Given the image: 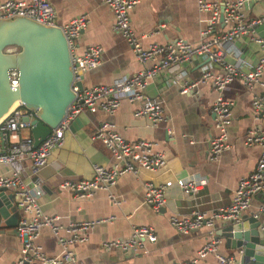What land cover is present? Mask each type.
Returning <instances> with one entry per match:
<instances>
[{"label": "crops", "instance_id": "0c3cea01", "mask_svg": "<svg viewBox=\"0 0 264 264\" xmlns=\"http://www.w3.org/2000/svg\"><path fill=\"white\" fill-rule=\"evenodd\" d=\"M49 1L57 12L59 25L73 16L86 14L87 26L75 42L78 53L89 44L102 46L100 64L83 72V87L108 85L152 67L151 60H138L125 38L113 29V12L103 0ZM244 14L247 21L264 16V0L249 1ZM207 16L208 13H199L196 0H137L130 12L131 25L143 46L153 42L172 43L179 37L198 42L199 31L206 23L201 19ZM223 27V19L219 17L216 29ZM252 35L264 36V18L234 40L235 53L226 54L228 61L243 70L247 68L244 62L252 64L264 54V49L252 39ZM208 66L213 73L221 72L216 62L198 55L182 64L172 65L149 81L146 94L159 99L163 105V119L154 128L148 129L141 119L135 117L139 104L126 99L113 114L84 111L71 123L62 147L53 150L41 169L42 193L38 198L41 209L47 215H58L64 227L69 223L111 215L115 220L91 227L87 240L73 245L74 259L64 264H180L194 257L211 238L219 241L218 254H233L241 263L239 250L217 236L227 220L215 219L210 227L204 225L188 234L176 231L169 223L172 207L182 216L198 210L209 218L220 207L229 205L238 179L254 168L260 152L258 145L246 146L243 141L251 126H264V112L255 117L251 107L253 97L264 93V74L261 84L252 88L235 80L224 89L223 97L231 102L232 107L228 147L218 159H209L208 141L216 133L210 111L216 96L213 84L200 83L188 93H181V88L199 79ZM101 121L114 122L118 132L127 140L155 142L157 150L166 158V165L162 168L142 170L138 176L125 173L118 177L109 190L119 200L118 205L111 203L108 193L103 190L83 198L60 186L64 181L91 179L93 164L112 166L109 150L101 141L91 139L93 130ZM9 170V167H3L2 173ZM185 175L205 179L206 183L197 189L194 199L173 196L172 191V199L158 210L143 202V181L152 179L155 183H162ZM6 193L11 195L9 191ZM262 207L264 192L253 197L251 207L240 215L239 220L258 218L264 230ZM16 213L19 219L21 213ZM2 222L0 218V264H11L19 257L17 234L14 227L2 226ZM142 225L152 226L157 235L155 242H146L144 252L136 249L129 254L119 248L104 247L106 241L129 238L133 227ZM59 235L67 236L64 230ZM37 242L47 255L61 252L56 237L47 227L42 229ZM200 264L220 263L214 254L209 253Z\"/></svg>", "mask_w": 264, "mask_h": 264}, {"label": "built area", "instance_id": "2783aa9c", "mask_svg": "<svg viewBox=\"0 0 264 264\" xmlns=\"http://www.w3.org/2000/svg\"><path fill=\"white\" fill-rule=\"evenodd\" d=\"M112 10L113 29L120 33L138 60H151L152 67L137 71L130 76L113 81L108 85L79 87L83 72L96 68L102 57L100 44H89L81 53L76 51V39L87 26L86 14L71 17L61 28L66 36L73 68L71 88L75 97L66 110L61 122L51 130L50 134L37 146L33 144L30 120L34 117L20 104L9 110L0 119V188L9 191L13 203L21 213L16 225L19 257L11 264H64L74 259L71 251L76 243L85 242L91 227L101 223L112 222L115 216H107L94 220L69 223L66 227L60 224L58 215L45 214L38 202L42 193L41 169L56 148L62 147L65 132L76 117L88 111L95 113L103 111L113 114L119 108L121 101L126 99L138 103L135 117L141 119L148 129L156 127L163 119V105L159 99L146 94L149 81L160 72L172 65L182 64L195 56L205 55L220 66V73H213L206 67L199 79L185 84L181 93H188L200 83L213 84L216 96L211 103L213 128L215 134L209 139V159H218L220 153L228 147V128L232 123L231 102L223 97V91L231 82L238 80L247 88L261 84L264 74V54L245 70L226 59L227 53H235L233 42L249 31L251 26L264 18L247 21L244 7L251 0H196L200 14L208 13L202 18L205 21L199 31L200 40L192 42L179 37L172 43L153 42L143 46L131 25L130 12L137 0H103ZM222 14L224 27L216 29V23ZM26 15L47 24H57V12L49 0H3L0 2V17ZM252 39L264 49V36L252 35ZM9 48V47H8ZM15 49V47H14ZM9 48L8 51H12ZM18 72L9 71L11 85H17ZM255 117L264 112V93L255 95L251 101ZM28 115L29 121H23L22 116ZM26 131V133H24ZM91 139L99 140L109 150L113 164L111 167L93 164L91 179L79 181H64L61 188L75 192L79 197H90L96 191H106L109 201L115 205L119 200L109 190L118 177L125 173L139 175L142 170H155L166 165L164 154L157 150V144L146 139L127 140L117 130L112 121H101L91 134ZM246 146L258 145L260 152L254 168L238 181L229 205L220 207L206 218L198 210L190 215H179L172 207L170 225L178 232L188 234L204 225L211 226L215 219L239 220L240 215L251 207L253 197L264 192V126H251L245 133ZM3 167H9L8 173H2ZM26 169V170H25ZM26 171V176H23ZM205 179L179 176L176 179L155 183L152 179L143 181V202L155 210L165 207L173 196L194 199L197 189L204 185ZM174 192L170 197V193ZM177 194V195H176ZM177 209V208H176ZM264 212V207L260 212ZM44 227L49 228L57 239L61 252L58 255H47L37 242ZM64 230L67 236L59 235ZM156 232L152 226H135L127 239H115L103 243L104 247L127 250L134 248L145 251L146 242H155ZM219 241L211 238L188 261L180 264H200V261L212 253L220 264H241L233 254L217 253ZM240 255L242 251H239Z\"/></svg>", "mask_w": 264, "mask_h": 264}, {"label": "water", "instance_id": "95a60500", "mask_svg": "<svg viewBox=\"0 0 264 264\" xmlns=\"http://www.w3.org/2000/svg\"><path fill=\"white\" fill-rule=\"evenodd\" d=\"M12 46L15 50L8 51ZM12 69L18 72L15 86L9 80ZM72 79L70 48L59 24L43 23L26 15L0 17V119L19 102L33 113L30 132L37 146L61 122L73 101ZM78 86L83 87L82 82ZM22 120L29 121V116L23 115ZM0 144L3 145L2 140ZM13 204V197L0 188L1 225L14 227L17 234L18 211ZM262 226L255 217L227 220L217 236L242 251L241 264H262ZM125 251L131 254L135 249Z\"/></svg>", "mask_w": 264, "mask_h": 264}, {"label": "bare ground", "instance_id": "6f19581e", "mask_svg": "<svg viewBox=\"0 0 264 264\" xmlns=\"http://www.w3.org/2000/svg\"><path fill=\"white\" fill-rule=\"evenodd\" d=\"M19 104V102H16L14 105H13V107L11 108V109H13L16 105H18ZM10 109V110H11ZM7 114V113H6ZM5 116V115H4Z\"/></svg>", "mask_w": 264, "mask_h": 264}, {"label": "rangeland", "instance_id": "374dc122", "mask_svg": "<svg viewBox=\"0 0 264 264\" xmlns=\"http://www.w3.org/2000/svg\"><path fill=\"white\" fill-rule=\"evenodd\" d=\"M9 48H10V47H9ZM9 48H8V49H9ZM11 48H13V50H15L13 46H12Z\"/></svg>", "mask_w": 264, "mask_h": 264}, {"label": "trees", "instance_id": "16d2710c", "mask_svg": "<svg viewBox=\"0 0 264 264\" xmlns=\"http://www.w3.org/2000/svg\"><path fill=\"white\" fill-rule=\"evenodd\" d=\"M17 49H19V48H17Z\"/></svg>", "mask_w": 264, "mask_h": 264}]
</instances>
